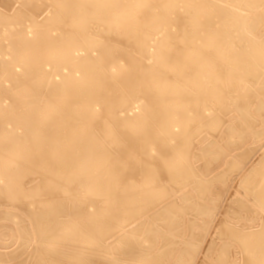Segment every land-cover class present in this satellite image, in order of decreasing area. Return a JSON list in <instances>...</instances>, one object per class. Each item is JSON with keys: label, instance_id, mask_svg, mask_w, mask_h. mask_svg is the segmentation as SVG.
Masks as SVG:
<instances>
[{"label": "bare ground", "instance_id": "bare-ground-1", "mask_svg": "<svg viewBox=\"0 0 264 264\" xmlns=\"http://www.w3.org/2000/svg\"><path fill=\"white\" fill-rule=\"evenodd\" d=\"M12 4L0 10V203L38 200L29 245L44 264H264V0ZM173 16L176 35L159 36ZM240 28L237 50L226 33ZM61 189L101 203L59 220Z\"/></svg>", "mask_w": 264, "mask_h": 264}, {"label": "rangeland", "instance_id": "rangeland-1", "mask_svg": "<svg viewBox=\"0 0 264 264\" xmlns=\"http://www.w3.org/2000/svg\"><path fill=\"white\" fill-rule=\"evenodd\" d=\"M12 2L15 3V0H0V10H3V5L4 7L7 8V13H10V9L13 4ZM245 2V0H232V5L234 7H232L233 9H236V7H239L238 5L240 3ZM179 3V2H178ZM11 4V5H10ZM181 4V3H179ZM15 8V5H14ZM23 16V15H22ZM173 17H169V18H164L163 21L160 22V25H164V23H167V26L169 28V30H165L162 29L161 31H159V36H163L166 33L172 34V36L176 35L177 29L176 27L173 25V21L172 19ZM24 18V16L22 17ZM170 20V21H168ZM172 23V24H171ZM27 25H29V22L25 19L21 20V23L18 24L17 26H19L20 29L23 30H27ZM97 26V25H96ZM8 27V26H7ZM0 28H3L0 25ZM92 31H96L95 29H92ZM263 33V32H261ZM149 35L152 36L154 35V32H149ZM226 39H233V46L236 47L237 50H239L241 48V46H245L247 44L246 38L243 37V30L242 28H240L238 31H233V30H229L226 33ZM92 36V34L90 35ZM262 38H264V33L261 35ZM153 39L150 38L148 39L147 45H148V50H152L153 48L150 46L153 43ZM5 43H8L7 41H3L0 43V45H4ZM222 43H220L219 45L221 46ZM186 47L183 46V48L181 49H185ZM214 49V48H213ZM147 50V51H148ZM211 52L213 53V50L211 49ZM84 53V52H80ZM94 54L96 52H93ZM1 57V54H0ZM48 69L50 67H47ZM20 68L18 67L17 70H19ZM67 70L64 69L63 72H66ZM258 72L257 70L254 71ZM79 73H77L78 75ZM57 79H59V76L56 77ZM263 80L262 77L255 79L256 85H259V83ZM6 85H9L8 82H6ZM36 98H40L42 100L43 96V92L41 90H37V92L34 94ZM228 97L227 100H232V98L236 97V93H228L226 95ZM7 96H5V98L2 100L3 103H8L9 100L6 98ZM45 99V97H44ZM233 101H235V99H233ZM137 103L132 104V106L128 109L127 114H134L136 112H138V108H137ZM208 112V111H207ZM9 127H12V124L8 125ZM20 131V130H19ZM200 139V137L198 138ZM196 140V139H195ZM106 146L103 147L102 150H106ZM101 150V152H103ZM100 152V153H101ZM115 154V152H113ZM261 155V154H260ZM257 161L254 160V162ZM238 173V171L233 172V174L231 175V177L229 178V180H227L226 182H223L224 186H226L227 188L230 187H235L236 183L240 181V179H237L234 184L233 181L235 180L236 174ZM245 173V172H244ZM243 174H240L239 178L243 177ZM210 178V176L208 177ZM61 194L58 195L59 196V201H60V206H59V210L60 212L58 213L59 215V220H73L74 217H78L81 214H84L87 211H91L93 210L94 206L96 204H100V201L95 200L96 198L94 197H88L86 199V201L84 202V195L83 192L78 191L76 193V197L78 198L77 203H73L71 201H69V194L68 191H65L63 189H61ZM234 192V191H233ZM242 193V190H241ZM231 194V193H230ZM10 203L9 201H4L2 200V202L0 203V250L1 255L3 257L4 260H6V258H8V256H10L11 258H14V260L17 264H44L45 260H43L44 257H42L41 255L38 254V249L35 247V245H29V239L32 237V235H30L31 231L29 229V219H32V222H37L35 219H33L34 217L32 216L31 212H33V210H38L40 209V204L38 202V200L36 199L35 202L30 203L29 205H24L21 204L20 202H17L15 207L16 208H11L10 206H8ZM38 205V206H37ZM226 209V206L224 205L223 209H221L219 214H223L224 210ZM2 211H11L14 215L12 216H5L2 213ZM28 213L31 214V216L28 215ZM35 225V224H34ZM56 224H53L47 228H45L44 230H37V235L40 236L41 238L44 236H49L51 235L50 233L53 232V229L55 228ZM11 226L13 227H20V229L18 230V232H16L15 235H13ZM37 226V225H35ZM30 231V232H29ZM67 239L71 240V236L69 235L68 237H66ZM63 241H65L63 239ZM70 241L67 240V242H63L60 246L61 247H70L69 246ZM63 252V251H61ZM9 261V260H8ZM7 262L4 261V264H6ZM3 264V263H2Z\"/></svg>", "mask_w": 264, "mask_h": 264}]
</instances>
